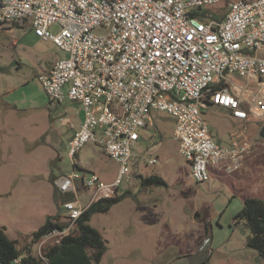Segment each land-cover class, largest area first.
<instances>
[{
	"label": "built area",
	"instance_id": "obj_1",
	"mask_svg": "<svg viewBox=\"0 0 264 264\" xmlns=\"http://www.w3.org/2000/svg\"><path fill=\"white\" fill-rule=\"evenodd\" d=\"M220 1L0 0V23L26 22L68 52L39 80L52 101L68 98L83 108L69 142L74 168L56 181L61 194L74 198L62 202L65 225L42 238L40 255L74 231L93 202L117 196L132 179L138 129L154 110L173 116L177 149L198 182L209 180L211 169H240L253 153L250 125L264 118V0H236L218 15L207 10ZM212 105L242 123L228 143L204 118ZM88 142L118 164L113 181L77 168L75 157Z\"/></svg>",
	"mask_w": 264,
	"mask_h": 264
},
{
	"label": "rangeland",
	"instance_id": "obj_2",
	"mask_svg": "<svg viewBox=\"0 0 264 264\" xmlns=\"http://www.w3.org/2000/svg\"><path fill=\"white\" fill-rule=\"evenodd\" d=\"M234 1L221 0L207 10L223 14ZM51 30L57 32L59 26ZM67 56L26 22L0 23V226L20 249L31 245L32 233L48 215L61 213L56 181L74 168L69 142L81 126L83 108L68 98L52 101L39 80L52 62ZM204 118L221 143L242 126L220 106L206 108ZM263 124L264 118L251 123L254 151L240 169H211L212 177L198 182L177 149L173 116L152 111L133 148L140 161L118 195L129 192L92 217L106 244L97 264H264L246 244L250 230L245 220L235 221L246 197L264 200ZM149 158L156 163L148 164ZM75 161L78 169L93 171L103 181L117 176L118 164L97 144L86 143ZM139 174L160 175L166 184L143 186ZM80 194L86 191L80 188ZM81 199L86 203L87 196ZM38 247L32 246L34 254Z\"/></svg>",
	"mask_w": 264,
	"mask_h": 264
},
{
	"label": "trees",
	"instance_id": "obj_3",
	"mask_svg": "<svg viewBox=\"0 0 264 264\" xmlns=\"http://www.w3.org/2000/svg\"><path fill=\"white\" fill-rule=\"evenodd\" d=\"M77 166V165H76ZM143 186L165 185L162 176L152 174L149 176L138 175ZM57 177L51 180L55 182ZM125 194L93 202L77 219L76 228L64 236L59 242L49 243L43 248L42 255L34 254L32 246L38 244L42 238L54 230L65 225L61 213L48 215L45 222L32 233L31 245L20 249L17 241L12 239L0 226V264H97L106 251L103 233L91 224L94 214L107 212L111 207L120 202ZM70 200L74 198L71 193L61 194L55 186V197ZM244 219L250 230L247 246L256 250L264 259V200L257 197H246L243 208L237 213L235 221Z\"/></svg>",
	"mask_w": 264,
	"mask_h": 264
},
{
	"label": "water",
	"instance_id": "obj_4",
	"mask_svg": "<svg viewBox=\"0 0 264 264\" xmlns=\"http://www.w3.org/2000/svg\"><path fill=\"white\" fill-rule=\"evenodd\" d=\"M260 136L264 138V124L260 129Z\"/></svg>",
	"mask_w": 264,
	"mask_h": 264
},
{
	"label": "crops",
	"instance_id": "obj_5",
	"mask_svg": "<svg viewBox=\"0 0 264 264\" xmlns=\"http://www.w3.org/2000/svg\"><path fill=\"white\" fill-rule=\"evenodd\" d=\"M54 62H52L45 70H44V72H47L49 69H50V67H51V65L53 64Z\"/></svg>",
	"mask_w": 264,
	"mask_h": 264
}]
</instances>
